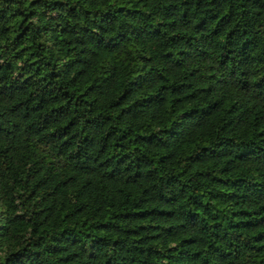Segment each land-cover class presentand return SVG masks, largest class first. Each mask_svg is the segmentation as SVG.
I'll return each mask as SVG.
<instances>
[{
    "label": "trees",
    "instance_id": "obj_1",
    "mask_svg": "<svg viewBox=\"0 0 264 264\" xmlns=\"http://www.w3.org/2000/svg\"><path fill=\"white\" fill-rule=\"evenodd\" d=\"M0 264H264V0H0Z\"/></svg>",
    "mask_w": 264,
    "mask_h": 264
}]
</instances>
